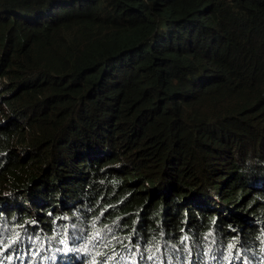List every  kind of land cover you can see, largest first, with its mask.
Segmentation results:
<instances>
[{"label": "trees", "instance_id": "1", "mask_svg": "<svg viewBox=\"0 0 264 264\" xmlns=\"http://www.w3.org/2000/svg\"><path fill=\"white\" fill-rule=\"evenodd\" d=\"M0 264H264V0H0Z\"/></svg>", "mask_w": 264, "mask_h": 264}]
</instances>
